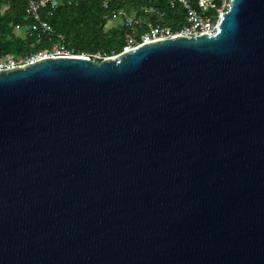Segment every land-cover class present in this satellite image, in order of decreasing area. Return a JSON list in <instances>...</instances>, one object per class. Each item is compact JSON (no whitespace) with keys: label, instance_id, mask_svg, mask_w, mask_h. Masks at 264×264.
I'll return each instance as SVG.
<instances>
[{"label":"water","instance_id":"water-1","mask_svg":"<svg viewBox=\"0 0 264 264\" xmlns=\"http://www.w3.org/2000/svg\"><path fill=\"white\" fill-rule=\"evenodd\" d=\"M212 34L0 69V264H264V0Z\"/></svg>","mask_w":264,"mask_h":264},{"label":"trees","instance_id":"trees-1","mask_svg":"<svg viewBox=\"0 0 264 264\" xmlns=\"http://www.w3.org/2000/svg\"><path fill=\"white\" fill-rule=\"evenodd\" d=\"M191 1L195 4V0ZM26 6V0H0V56H28L60 41L58 35L76 53L101 51L115 55L121 52L127 34L134 32L122 23L105 29L106 22L116 17L117 11L140 19L134 27L135 35L146 28L148 21L173 29L185 21L184 9L176 0H111L108 8L102 6L101 0H73L72 4L60 2L53 10L49 7L40 10V18L52 26L53 32L37 41L33 32H26L32 22Z\"/></svg>","mask_w":264,"mask_h":264},{"label":"built area","instance_id":"built-area-1","mask_svg":"<svg viewBox=\"0 0 264 264\" xmlns=\"http://www.w3.org/2000/svg\"><path fill=\"white\" fill-rule=\"evenodd\" d=\"M184 9V23L173 29L169 25L161 23H153L148 21L146 28L138 35L133 33L127 34L126 43L121 51L129 50L141 44L160 40L172 36H195L200 34H212L216 28L222 13L230 6L229 0H195V4L191 0H176ZM60 2L72 4L73 0H26V14L32 20L26 28V32L35 34L36 40L44 35H49L53 32L52 26L45 20L40 18V10L49 7L53 10ZM111 0H101L104 8H108ZM174 2H171L173 5ZM52 11H49L51 14ZM117 16L124 19V25L130 27L134 31V27L140 23V19L134 15H127L122 11L116 12ZM19 28V25H16ZM60 41L53 43L49 48L38 50L28 56L14 57L11 55L0 56V69L12 68L17 65H22L34 62L43 57L48 56H70L81 55L87 56L95 61L107 57L101 51L81 52L76 53L73 48L62 42V36L58 35Z\"/></svg>","mask_w":264,"mask_h":264},{"label":"rangeland","instance_id":"rangeland-1","mask_svg":"<svg viewBox=\"0 0 264 264\" xmlns=\"http://www.w3.org/2000/svg\"><path fill=\"white\" fill-rule=\"evenodd\" d=\"M124 24V19L123 17L121 16H116L112 19H109L107 22H106V25H105V29H109V28H115V27H118L120 26V24ZM135 32V30H134ZM81 54V52L79 53Z\"/></svg>","mask_w":264,"mask_h":264}]
</instances>
